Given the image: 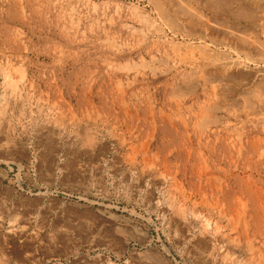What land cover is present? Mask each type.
<instances>
[{"label": "rangeland", "instance_id": "1", "mask_svg": "<svg viewBox=\"0 0 264 264\" xmlns=\"http://www.w3.org/2000/svg\"><path fill=\"white\" fill-rule=\"evenodd\" d=\"M147 1L0 0V264H264V0Z\"/></svg>", "mask_w": 264, "mask_h": 264}, {"label": "bare ground", "instance_id": "2", "mask_svg": "<svg viewBox=\"0 0 264 264\" xmlns=\"http://www.w3.org/2000/svg\"><path fill=\"white\" fill-rule=\"evenodd\" d=\"M136 1H140V0H136ZM146 2H148V1L146 0ZM137 3L140 4V2H137ZM148 3H150V1ZM153 31H154L153 34L159 40H161L163 43H167V44L169 43V45L171 47L170 50L172 51V53L175 50L174 47H177L178 48L177 51H179V50L185 51L189 55V60L191 59L192 62L194 61V62L200 63V62L208 61L209 57H207V56H210V54L209 55L207 54V50L204 48L203 45L196 43L194 41L184 40L182 37H179V39H177V41H176L175 40L176 37H174L173 35L168 37V35L164 33L165 31L163 32V30L161 28H155ZM174 40H175V42H174Z\"/></svg>", "mask_w": 264, "mask_h": 264}, {"label": "crops", "instance_id": "3", "mask_svg": "<svg viewBox=\"0 0 264 264\" xmlns=\"http://www.w3.org/2000/svg\"><path fill=\"white\" fill-rule=\"evenodd\" d=\"M141 134H142L143 136H145V135L147 134V130H143V131L141 132Z\"/></svg>", "mask_w": 264, "mask_h": 264}]
</instances>
